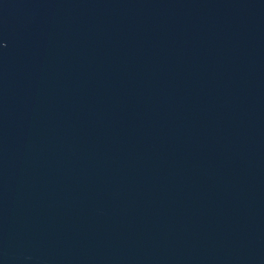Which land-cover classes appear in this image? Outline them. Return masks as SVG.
<instances>
[{
	"label": "water",
	"instance_id": "water-1",
	"mask_svg": "<svg viewBox=\"0 0 264 264\" xmlns=\"http://www.w3.org/2000/svg\"><path fill=\"white\" fill-rule=\"evenodd\" d=\"M0 264H264V0H0Z\"/></svg>",
	"mask_w": 264,
	"mask_h": 264
}]
</instances>
